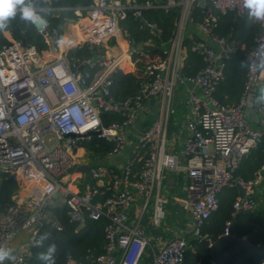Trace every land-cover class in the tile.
<instances>
[{"label":"built area","instance_id":"1","mask_svg":"<svg viewBox=\"0 0 264 264\" xmlns=\"http://www.w3.org/2000/svg\"><path fill=\"white\" fill-rule=\"evenodd\" d=\"M61 1L32 0L44 20V13L51 12L55 19L66 13L65 20L77 22L70 29L77 31L78 39L64 49L65 31L60 34L56 27L49 28L47 20L46 25L32 23L56 57L46 60V50L40 51L36 43L24 45L19 38H12L0 49V176L18 182L13 203L0 214V245L10 247L20 233L28 234L24 245L14 250L15 260H5L4 264L30 263L44 225L41 220L56 227L60 224L48 209L56 198L69 206L74 221L84 222V213L108 219L106 252L89 263L69 259L67 264H143L149 249V264H184L187 251H195L185 235L176 234L156 248L146 233L149 226L159 228L167 216L170 198L163 192L166 170H186L184 207L192 215V235L207 239L209 245L214 242L202 234V227L219 208V193L224 188L241 186L245 195L235 199L232 218L226 221L221 238L231 234L240 212L258 206L252 197L255 179L236 177V171L264 137V21L259 22L262 31L257 47L246 53L249 72L245 94L237 105H227L215 93L224 78L225 60L239 45L216 36L213 28L220 15L247 16L243 0H92L76 7ZM158 8L177 11L174 35L159 46L166 58L146 64V79L139 92L118 100L112 93V75L133 66L134 54L143 49L121 21L132 15L142 30L160 36L159 24L144 16V10ZM197 8L202 13L200 20L194 15ZM190 25L205 35L192 46L205 63L194 76L183 71ZM121 36L126 42L124 50L116 54L104 51L110 38ZM148 41L152 39L144 42ZM83 46L91 56H69V51ZM187 84L198 87L199 93L193 91L188 98L192 118L188 123L190 136L183 147L187 162L181 166L179 156L167 150V132L176 112L175 93ZM155 98L159 114L141 133L137 150L120 172L100 161L92 165L83 162L85 153L79 151L86 148L81 142L93 137L115 144L107 157H117L131 147L129 131L144 104ZM254 99H258L259 129L246 117ZM106 113L121 114L124 119L106 124ZM92 131L100 132L94 136ZM136 161L143 162L138 172H134ZM81 165H88L91 181L73 184L71 171L82 172L78 171Z\"/></svg>","mask_w":264,"mask_h":264},{"label":"trees","instance_id":"2","mask_svg":"<svg viewBox=\"0 0 264 264\" xmlns=\"http://www.w3.org/2000/svg\"><path fill=\"white\" fill-rule=\"evenodd\" d=\"M91 1L62 0L61 4L76 7L88 5ZM65 14L63 13L60 19H55L51 16V12H45L44 16L49 23V28L56 27L60 34H62ZM194 15L199 20L202 17V13L199 12L198 8L195 9ZM144 16L148 20L158 23L162 28V33L160 36L150 35V33L140 28L139 20L135 19L132 15L121 21V24L131 32L137 44L141 41L152 39L156 46L147 47L135 53L133 56V66L128 69L119 70L112 75V93L118 100L133 97L139 92L141 84L146 79L143 74L145 65L151 62L157 63L166 58V54L159 46L161 43L169 41L176 29V9L170 11L159 8L146 9L144 10ZM261 31L260 23L249 20L248 16H240L235 13L220 15L219 23L217 27L213 28V33L218 37L226 38L230 42H235L239 45V48L225 60L224 78L220 81L215 93L216 98L221 103L237 105L244 96L249 72V62L246 53L257 47V39ZM12 38H26L28 42L36 43L40 51L49 50V46L45 43L43 36L37 33L32 22L21 20L19 14L15 19L10 21L8 29L0 32V49L9 43ZM198 39L199 37L197 36H187L185 39L187 56L184 61L183 71L189 76L198 74L205 66L200 53L192 50V46ZM69 56L89 57L91 53L83 46L69 51ZM103 117L106 124L121 122L124 119L121 114L116 113H106ZM114 147L115 144L113 142L98 137H93L85 145L87 152H91L96 161L106 159L108 153ZM80 151L82 152V150ZM142 163V161L135 162L134 172H138L141 169ZM263 166L264 137L259 145L252 149L243 159L236 171V177H240L246 181L254 180ZM92 182L94 183V181ZM17 190V181L12 177L0 176V214L6 210L8 205L13 203V195ZM239 195L240 192L237 186L226 187L219 193V208L202 227V234L204 236H207L213 242L221 238L220 235L225 229L226 221L232 218L233 203ZM258 207L259 205L256 208L257 211L263 214L264 206ZM48 209L60 224L58 227L51 224L42 225L38 239L44 233H49L50 236L44 241L43 247H35L29 264H45V262L40 261L37 257L40 252L46 251L49 244L56 245V252L54 254L56 264H67L69 259L89 263L106 252L107 237L105 228L108 224L107 218L94 219L88 213H84V222L74 221L69 214V206L63 202L52 204ZM246 214L252 213L240 212L235 219H241ZM233 231L238 238H241L245 233L248 234V243L229 242L220 252L224 264H264V255H259L252 247L261 242V236L252 234L251 231L241 232L238 227L233 228ZM191 243L195 247V251H187L184 264H217L213 259L209 243H205L197 238L192 239Z\"/></svg>","mask_w":264,"mask_h":264},{"label":"crops","instance_id":"3","mask_svg":"<svg viewBox=\"0 0 264 264\" xmlns=\"http://www.w3.org/2000/svg\"><path fill=\"white\" fill-rule=\"evenodd\" d=\"M83 25L88 26L87 21H82ZM77 26V22L73 20H65L63 24V32L65 31L66 38L69 39V43L78 39V33L74 29H70L71 26ZM186 36L204 38L205 35L199 31L195 26L190 25L186 31ZM65 40V39H64ZM66 42V40H65ZM67 43V42H66ZM126 48V42L124 37L116 39L112 37L108 40L105 52L116 54ZM46 60H51L56 57L55 52L46 50L44 52ZM199 93V89L191 84L180 86L175 93V107L176 112L172 115L167 132V150L170 153L177 154L179 156V164L184 166L186 164V157L183 154L184 143L190 136L188 129V123L192 118V110L188 104V98L192 92ZM157 107V109H156ZM159 114V100L152 99L147 101L143 108L139 111L138 117L129 131V137L132 141V146L127 148L121 155L117 157H107L104 160H100L101 163L108 165L111 168L120 172V168L130 159L131 155L137 150L138 138L141 133L152 123V121ZM246 117L249 124L253 128H261L260 115L258 112V99L253 100V104L246 110ZM85 152V149H82ZM82 152L79 151V154ZM85 161V160H84ZM96 161V160H95ZM188 176L184 168L179 170H166L163 192L169 196L170 202L167 206V216L163 221V224L159 228L149 226L146 230L156 248L167 244V242L176 234L185 235L188 241L191 243L195 237L192 235V215L188 209H185L184 202L187 194ZM240 192V191H239ZM264 192V168H262L255 178L254 193L252 197L258 201ZM221 193V192H220ZM139 198V197H137ZM61 198H56L52 204L61 202ZM258 207V208H259ZM257 208V207H256ZM248 210L252 214L244 215L241 219H235L234 227H238L241 232L251 231L252 234L260 235L261 242L252 247L259 255H264V213L261 214L257 209ZM243 212V211H242ZM132 219L134 218V207L130 211ZM254 213V214H253ZM239 215V214H238ZM235 234V233H234ZM27 233L21 234L20 238L23 239L20 244H17L15 250H18L24 245L27 240ZM237 237V235L235 234ZM238 238V237H237ZM244 243H248V234H243L240 238ZM149 258V259H148ZM150 260L148 262V260ZM147 261V262H146ZM152 261V253L149 249L143 260V264H149ZM146 262V263H145Z\"/></svg>","mask_w":264,"mask_h":264},{"label":"clouds","instance_id":"4","mask_svg":"<svg viewBox=\"0 0 264 264\" xmlns=\"http://www.w3.org/2000/svg\"><path fill=\"white\" fill-rule=\"evenodd\" d=\"M243 7L247 10L248 19L251 21H264V0H243ZM21 20L29 21L35 24H47L37 12L32 0H0V32L8 29L10 21L17 15ZM264 65V58L261 60ZM49 233H44L37 240L38 247H43L44 241L49 238ZM56 245L49 244L46 251L38 254V259L45 264H56L55 261ZM14 249L0 245V264L5 260H15Z\"/></svg>","mask_w":264,"mask_h":264},{"label":"water","instance_id":"5","mask_svg":"<svg viewBox=\"0 0 264 264\" xmlns=\"http://www.w3.org/2000/svg\"><path fill=\"white\" fill-rule=\"evenodd\" d=\"M23 42H24V45L28 44V41H27L26 38L23 39ZM51 45H52V47H55V42L52 41ZM82 68H83L82 66H79V69H82ZM99 132L100 131H92V132H90V134L96 136ZM71 136H76V134H71ZM88 170H89L88 165H81V166L78 167V171H82V172L87 173ZM237 187H238V189L240 191V194L242 196H244L245 192H244L243 188L241 186H237ZM121 188H124V186L122 185ZM81 208H82V210H85V206H82ZM41 222L43 224H46L45 220H41ZM202 241L205 242V243H209V241L207 239H203ZM231 241H238L240 243H244V241L242 239L237 238L235 236L234 231L232 230L231 234L229 236L222 237L218 241H216V242H214L213 244L210 245L211 249H212L213 259H214V261L217 264H224V262H223V260H222V258L220 256V252Z\"/></svg>","mask_w":264,"mask_h":264},{"label":"rangeland","instance_id":"6","mask_svg":"<svg viewBox=\"0 0 264 264\" xmlns=\"http://www.w3.org/2000/svg\"><path fill=\"white\" fill-rule=\"evenodd\" d=\"M65 39H66V42H68L69 41V39L68 38H66L65 37ZM156 46V44H155V42L154 41H148V42H144V41H141L139 44H138V47L139 48H147V47H155ZM48 51H50V50H48ZM156 109H157V107H156ZM90 140H84L83 142H81V145L83 144L84 146L89 142ZM82 153H85V154H83L84 156H85V161H83V162H86L87 164H90V165H92L94 162H95V159H94V156H93V154L91 153V152H87V150L84 152V151H82ZM71 173H72V176H71V183H73V184H78L79 183V181L81 182V181H90V176H89V174H87V173H84V172H78V173H75V170H72L71 171ZM58 196V195H57ZM259 203H260V206L262 205V206H264V192H263V194L261 195V197L259 198ZM148 215L149 214H147L146 215V217L144 218V223L145 224H148V221H149V218H148ZM21 234H23V232L22 233H20L16 238H15V240L12 242V244H11V248H13L14 250L16 249V247L18 246L17 244H20L19 242H22L23 241V239L22 238H20V236H21Z\"/></svg>","mask_w":264,"mask_h":264},{"label":"bare ground","instance_id":"7","mask_svg":"<svg viewBox=\"0 0 264 264\" xmlns=\"http://www.w3.org/2000/svg\"><path fill=\"white\" fill-rule=\"evenodd\" d=\"M66 40V39H65ZM71 43H69V41L66 43L65 41L64 42H62V44H61V46H62V48L64 49V48H66L68 45H70Z\"/></svg>","mask_w":264,"mask_h":264}]
</instances>
